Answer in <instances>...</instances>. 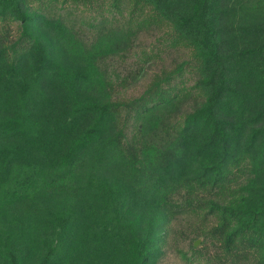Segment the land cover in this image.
Wrapping results in <instances>:
<instances>
[{
	"label": "trees",
	"instance_id": "obj_1",
	"mask_svg": "<svg viewBox=\"0 0 264 264\" xmlns=\"http://www.w3.org/2000/svg\"><path fill=\"white\" fill-rule=\"evenodd\" d=\"M67 3L165 27L190 57L113 99L96 62L128 34L86 44L47 10ZM182 211L213 218L222 264H264V0H0V264H96L114 243L116 264H155Z\"/></svg>",
	"mask_w": 264,
	"mask_h": 264
},
{
	"label": "rangeland",
	"instance_id": "obj_2",
	"mask_svg": "<svg viewBox=\"0 0 264 264\" xmlns=\"http://www.w3.org/2000/svg\"><path fill=\"white\" fill-rule=\"evenodd\" d=\"M234 1L244 3L249 0ZM58 5L47 10L52 15L60 16L86 44H89L98 34L111 28L121 29L128 34L127 46L124 50L104 55L96 62V67L105 73L112 84L110 90L113 99H127L139 95L154 74L190 57L189 48L169 47L165 43L162 39L165 27L150 26L137 29L138 18L128 19L126 10L122 14L113 13L101 3L89 6L73 3ZM16 26L17 22L11 23L8 38L17 33ZM182 77L186 86L194 82L193 71H185ZM199 100L198 94L193 92L179 104L177 111L188 110ZM78 199L79 195L65 194L57 201L77 207L80 227L95 224L97 216H93L88 211L93 200ZM77 201L80 203H76ZM202 218L201 213L190 211L173 215L166 226L161 253L155 264H222L217 258V254L221 252L219 243L207 231L213 223V218ZM116 246L117 244L114 243L105 253L95 257L96 264H116L118 260Z\"/></svg>",
	"mask_w": 264,
	"mask_h": 264
}]
</instances>
